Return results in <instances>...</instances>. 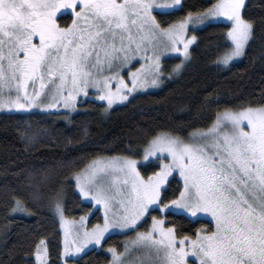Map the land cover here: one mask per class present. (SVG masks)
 Wrapping results in <instances>:
<instances>
[{"label":"snow or ice","instance_id":"6c2138e0","mask_svg":"<svg viewBox=\"0 0 264 264\" xmlns=\"http://www.w3.org/2000/svg\"><path fill=\"white\" fill-rule=\"evenodd\" d=\"M246 8V0H210L186 13L182 0H0V110L23 116L40 109L70 120L85 102L80 97L94 89L108 111L138 89L159 86L161 57L174 52L187 59L197 39L188 33L198 26L226 29L230 44L217 63L227 66L253 36ZM41 135L21 133L26 146ZM73 179L79 195L97 212L102 208L103 222L89 227L87 215L68 219L63 186L52 188L63 264H78L112 229L134 236L122 249L108 248L109 264H264V99L226 105L202 128L148 131L142 147L94 157ZM49 180L46 172L41 181ZM13 199L11 212L30 211ZM156 211L179 216L189 228L178 231ZM34 256L48 264L43 238Z\"/></svg>","mask_w":264,"mask_h":264},{"label":"trees","instance_id":"16d2710c","mask_svg":"<svg viewBox=\"0 0 264 264\" xmlns=\"http://www.w3.org/2000/svg\"><path fill=\"white\" fill-rule=\"evenodd\" d=\"M182 2L186 13L206 7L210 0ZM246 5V15L254 21L253 36L244 55L227 66L217 63L229 44L226 29L215 24L201 26L195 33L189 31L197 39L188 61L159 90L136 95L108 111L102 103L85 100L69 114L70 120L41 112L0 114V264H35L34 250L41 238L47 243L48 264H62L61 232L49 202L55 186H63L68 218L90 214L89 224L100 221L99 213L80 199L73 183L74 172L94 157L126 154L129 145L142 147L148 131L202 128L226 105L255 104L264 99V0H246ZM183 14L165 19L171 22ZM176 61L165 60V70ZM25 129L42 134L34 146H26L22 139ZM46 172L50 180L42 182ZM34 191L36 199L32 198ZM14 197L23 200L30 211L11 212ZM152 215L160 217L161 212ZM164 216L178 231L189 228L179 216ZM148 221L150 225L151 216ZM109 247L122 249V236L107 237L101 250L87 251L78 264H107Z\"/></svg>","mask_w":264,"mask_h":264},{"label":"rangeland","instance_id":"374dc122","mask_svg":"<svg viewBox=\"0 0 264 264\" xmlns=\"http://www.w3.org/2000/svg\"><path fill=\"white\" fill-rule=\"evenodd\" d=\"M70 22H71V20H70ZM199 27H201V26H198L197 28H199ZM188 35H192V34H189V33H188ZM194 42H195V41H194ZM194 42H193V44H194ZM228 42H229V44H230V41H228ZM193 44H192V45H193ZM192 45H190L189 51H190ZM245 48H246V47H245ZM241 57H242V56L237 57V58H234V59L230 62V64L233 63V62H235V61H238ZM188 58H189V57H188ZM188 58L185 59L182 53H174V52H166V53H164V55L161 57V66H162V68H163V70H164V75H163L162 78H161L163 82H162L159 86H149L148 88L138 89L136 92L132 93V94L129 96V98H128L127 101H124V102H117L116 104H114V105L112 106V108L126 104L131 98H133V97L136 96V95L143 94V93H146V92H149V91L159 90V89H160V88H161L166 82L171 81L176 75H178V73H180V71H179V72H173V71H172V69L174 68V66H175L176 64L180 63L181 61H184V63H183V66H184V65L186 64V62L188 61ZM175 59H177V61H176L175 63L171 64V65H172V66H171V69H169V70L166 69V70H165V63H164V61H165V60H175ZM141 62H142V61H141ZM133 63H135V61H133ZM183 66H182V68H183ZM136 67H139V64H136ZM182 68H181V69H182ZM125 78H126V79H130V77H128L126 74H125ZM94 93H95V90H94V89H91L90 92H89V96H88V97H83V96H81V97H80V100H82V101H85V100H93V101H95V102L102 103V104L105 105L106 102H101V101H99L98 98H97V96H96ZM112 108H111V109H112ZM63 111H64V110H61V112H63ZM31 112H41V113H45L43 110H40V109H33V110H31L29 113H31ZM75 112H76V111H74V112H70L69 114H73V113H75ZM2 113H7V114H9L10 112H8L7 110H0V114H2ZM12 113H14V114H20V113H17V112H12ZM106 157H110V156H106ZM73 183H74V186H75L74 179H73ZM75 190H76L78 196L80 197V199H81L83 202L88 203L86 200H84L83 197H81V196L79 195L78 189H76V187H75ZM92 211H96L95 206H93V205H92ZM52 213H53V215H54L55 220L57 221V223H58V225H59V229H60V232H61V246H62V250H63V229L60 227L59 216L55 213L54 208L52 209ZM98 213H99V216H100V221H99V222H96V223H102V222H103V210H102V208H101L100 211H98ZM165 213H166V212H161V216H164ZM85 215L88 216L87 224H88L89 227H91L92 225L96 224V223L89 224V221H90L91 215H90V214H85ZM80 216H82V215H80ZM80 216H78L77 218H68V219H70V220H72V219L79 220ZM208 219H210V218H208ZM145 228H146V227L143 226V227H142L141 229H139V230H144ZM110 233H111V235L106 234V238L109 237V236H112V235H120V236H122V247H123V245H124V243H125L126 241H128L130 238H132V237L134 236V233H132V232H128L127 235L122 234V233H123V230H119V229H112V230H110ZM93 249L101 250V249H102V246H93V245H89V246H88V249H86V252L89 251V250H93ZM107 253H108V255H109V261H110V260H111V253H109L108 250H107ZM63 260H64V257H62V255H61V262H62V264H63ZM34 261H35V264H37V261L35 260V256H34ZM107 264H109V262H108Z\"/></svg>","mask_w":264,"mask_h":264}]
</instances>
